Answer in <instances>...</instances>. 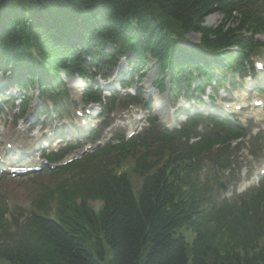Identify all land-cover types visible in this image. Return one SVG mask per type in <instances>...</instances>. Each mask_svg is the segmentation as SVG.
Instances as JSON below:
<instances>
[{
	"label": "trees",
	"instance_id": "trees-1",
	"mask_svg": "<svg viewBox=\"0 0 264 264\" xmlns=\"http://www.w3.org/2000/svg\"><path fill=\"white\" fill-rule=\"evenodd\" d=\"M212 12L223 16L220 24L203 25ZM263 31L261 0H0V65L37 71L43 81L49 76L58 79L60 68L68 74L81 71L77 48L84 46L74 42L96 45L105 38L120 39L124 49L152 50L165 63L171 44L189 43L191 32L201 35L202 51L192 48L194 55L205 61L213 58L214 63L231 62L237 55L231 47L252 52L255 34ZM33 49L45 63L42 71L30 59ZM187 53L177 51L183 56ZM201 64L208 72L209 65ZM224 140L207 134L180 158L175 151L167 153V146L158 138L151 144L104 148L94 158H109V169L95 171L91 159L82 164L77 183L67 187L60 182L42 197L39 207L45 212L57 197V221L35 214L18 232L5 234L9 238L8 251L2 252L6 262L264 264V252L250 250L248 237L213 227L217 208L193 176L197 161L192 154L210 153ZM129 155L141 156L138 169L154 172L138 199L126 176L117 172ZM96 199L104 201L99 211L89 203ZM251 217V239L258 243L264 238V214L256 204ZM183 231L193 232L191 243ZM3 256L0 264H6Z\"/></svg>",
	"mask_w": 264,
	"mask_h": 264
},
{
	"label": "rangeland",
	"instance_id": "rangeland-1",
	"mask_svg": "<svg viewBox=\"0 0 264 264\" xmlns=\"http://www.w3.org/2000/svg\"><path fill=\"white\" fill-rule=\"evenodd\" d=\"M222 16L220 14L214 13L209 15L205 19V24H216L218 20ZM189 38L193 41H196L198 39V34H190ZM262 41H264V34L259 37ZM124 68L126 67V64H123ZM75 82L74 79H71ZM144 85V82L142 83ZM34 112V111H32ZM264 135V133H262ZM241 159V158H240ZM130 179L133 182V189L135 193L140 189L142 185V178L139 177L136 173H131ZM6 180L0 183V190L2 189L4 193H6L8 201L12 205H20L19 208H27L31 205L32 201L35 199V196L37 195L39 189H40V179L39 178H32V175H27L25 177H18V178H11V177H4ZM46 179V177H45ZM47 180V179H46ZM48 181V180H47ZM228 181V178L224 180L226 183ZM43 182V181H42ZM17 209L16 206H14Z\"/></svg>",
	"mask_w": 264,
	"mask_h": 264
}]
</instances>
